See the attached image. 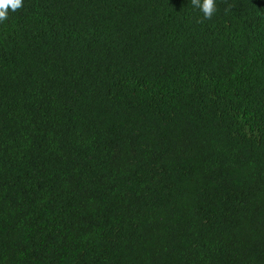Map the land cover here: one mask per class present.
<instances>
[{"label": "trees", "instance_id": "1", "mask_svg": "<svg viewBox=\"0 0 264 264\" xmlns=\"http://www.w3.org/2000/svg\"><path fill=\"white\" fill-rule=\"evenodd\" d=\"M24 0L0 24V264H264V0Z\"/></svg>", "mask_w": 264, "mask_h": 264}, {"label": "clouds", "instance_id": "2", "mask_svg": "<svg viewBox=\"0 0 264 264\" xmlns=\"http://www.w3.org/2000/svg\"><path fill=\"white\" fill-rule=\"evenodd\" d=\"M24 0H0V24L9 19V10L16 12L23 7ZM193 9L202 14L201 23L211 20L217 12V0H191Z\"/></svg>", "mask_w": 264, "mask_h": 264}]
</instances>
